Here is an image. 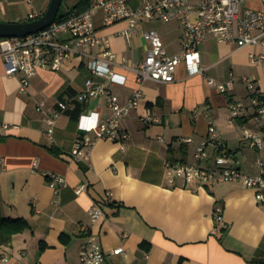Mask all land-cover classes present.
<instances>
[{
  "label": "crops",
  "instance_id": "0c3cea01",
  "mask_svg": "<svg viewBox=\"0 0 264 264\" xmlns=\"http://www.w3.org/2000/svg\"><path fill=\"white\" fill-rule=\"evenodd\" d=\"M51 1L0 0V22L37 20ZM95 23L98 35L109 39L117 54L115 72L126 78L125 84H113L112 92L122 105L138 89L143 95L140 107L122 120V129L131 137L123 142L98 141L89 162L73 159L79 119L65 113L57 116V103L62 95L68 97L69 89L77 95L85 91L89 79L106 82L89 69L101 50L77 53L60 71L39 70L26 90L20 78L7 75L0 53V220L25 219L32 227L16 235L11 246H0V264H82L81 248L92 233L107 253L103 264H264V209L255 190L240 182L209 185L198 192L173 188L166 169L168 161L196 162L211 121L232 156L240 130L230 123L231 104L249 101L241 83L244 77L264 90V60H251L253 54L264 55V48H238L211 38L200 47L204 74L191 76L182 64L174 83L140 85L129 65H142L146 59L151 43L144 33L157 30L167 52L176 56L186 41L182 22L140 23V33L132 38L124 35L128 20L105 26L104 14L98 12ZM232 75L236 81L228 96L208 84V79L227 83ZM40 104H45L43 111L38 110ZM149 111L158 122H143ZM89 112L100 113L102 120L112 113L106 98L85 103L83 113ZM186 138L193 142L185 143ZM210 152L212 165L216 154L212 148ZM254 159L248 152L236 165L255 175ZM50 172L68 183L60 193L47 179ZM84 185L86 190L77 194ZM108 192L113 204L103 218L93 220L89 210ZM217 206L223 208L220 223L215 219ZM119 248L123 253L114 255Z\"/></svg>",
  "mask_w": 264,
  "mask_h": 264
},
{
  "label": "built area",
  "instance_id": "2783aa9c",
  "mask_svg": "<svg viewBox=\"0 0 264 264\" xmlns=\"http://www.w3.org/2000/svg\"><path fill=\"white\" fill-rule=\"evenodd\" d=\"M98 12H103L105 26L128 20L130 27L124 35L129 38L140 33V23L167 24L179 20L184 25V50L176 56L167 52L157 30L151 29L144 33L151 43L146 59L142 65H129L140 85L147 82L174 83L178 68L182 64L191 76L204 74L200 47L211 38L234 44L238 48H264V0H96L87 11H74L69 19L56 21L41 32L22 38L0 39V53L6 60V73L8 76L20 78L23 90L30 86L39 70L60 71L77 53L90 48L101 50L99 56L92 58L89 69L93 76L103 78L106 82L97 84L94 79H89L85 91L57 103L58 116L74 110L78 103L85 104L93 98H106L107 106L112 112L106 120H102L98 112L81 114L80 135L72 153L73 159L79 163L91 160L93 148L98 141L123 142L131 137L122 129V120L140 107L143 95L142 89H138L130 101L122 105L112 92L113 84H125L126 78L115 72L117 54L111 48V41L98 35L95 23ZM30 18L34 19L35 16ZM65 36L68 39H64ZM251 60L253 63H261L264 55L253 54ZM235 81V76L232 75L227 83L208 79V84L228 96ZM241 83L248 92L250 104L232 103L230 123L242 131L251 149L261 153L264 152V90L249 77L242 78ZM44 108L45 104H40L38 110L43 111ZM54 120L55 118L50 121L51 127ZM143 122L149 125L158 121L149 111ZM252 122L256 130L249 127ZM53 132L52 128L48 131L50 139ZM160 141L165 142V139L161 137ZM184 141L193 142L191 138ZM211 148L216 156L214 163L209 165ZM34 167L38 168V162ZM166 169L171 187L189 188L193 192L220 183H243L255 190L256 200L264 209V160L260 162L257 175L241 170L232 161V156L227 152L222 135L213 121L209 122L208 137L198 145L196 162L168 161ZM47 179L57 193L68 186L66 179L54 172L48 173ZM86 187L84 185L77 189V194H82ZM112 204L113 196L108 192L106 199L94 203L89 214L93 220H99L105 216L106 208ZM215 219L219 223L224 219L221 206L215 208ZM123 251V248H119L113 254L120 255ZM80 257L82 264H103L106 261L107 253L95 234H89L81 248Z\"/></svg>",
  "mask_w": 264,
  "mask_h": 264
},
{
  "label": "trees",
  "instance_id": "16d2710c",
  "mask_svg": "<svg viewBox=\"0 0 264 264\" xmlns=\"http://www.w3.org/2000/svg\"><path fill=\"white\" fill-rule=\"evenodd\" d=\"M91 0H80V2L74 6L73 9L68 11L67 13H62V9L60 11V14L58 16L57 22H63L70 18L72 12L78 11V12H85L87 11L91 6ZM42 17V16H40ZM39 17V18H40ZM38 18V19H39ZM68 97L65 95H62L60 98V101H65L69 98H74L77 96L76 92L72 89L67 90L65 93ZM84 111V104L78 103L77 107L74 110L67 111L65 114L70 116L73 120H78L80 115ZM1 139V137H0ZM32 230V227L30 223L25 219H3L0 220V246H11L14 240V237L20 233H23L25 231ZM225 230H223L224 232ZM46 246L43 244L41 246V251H44Z\"/></svg>",
  "mask_w": 264,
  "mask_h": 264
},
{
  "label": "water",
  "instance_id": "95a60500",
  "mask_svg": "<svg viewBox=\"0 0 264 264\" xmlns=\"http://www.w3.org/2000/svg\"><path fill=\"white\" fill-rule=\"evenodd\" d=\"M64 0H52L47 12L39 19L25 23L0 22V39L22 38L41 32L56 23Z\"/></svg>",
  "mask_w": 264,
  "mask_h": 264
},
{
  "label": "rangeland",
  "instance_id": "374dc122",
  "mask_svg": "<svg viewBox=\"0 0 264 264\" xmlns=\"http://www.w3.org/2000/svg\"><path fill=\"white\" fill-rule=\"evenodd\" d=\"M80 0H64V3H63V6H62V13H67L69 10L73 9L74 6H76L78 3H79ZM158 26L161 27V24H158ZM163 27H166V25H162ZM246 90V89H245ZM247 91V90H246ZM247 95H248V92H247ZM244 104H250V101H248V103L246 102H242ZM249 127L252 129V130H256L255 126H254V123L252 122V124L249 125ZM235 146H237V148H234ZM238 149V151H237ZM233 152L236 150V154H233L232 152V161H236L235 164H237L238 162H241L243 161L244 159V156L247 155L248 152L254 154L255 156V159L252 161L254 164V167L256 169V174H258V171H259V168H260V162L261 160H264V152H257L253 149L250 148L249 146V143L244 139L243 137V134H242V131H240V135L239 137L237 138V140L235 141V144L233 145V148H232ZM231 154V153H230ZM235 156L238 157L237 159H235Z\"/></svg>",
  "mask_w": 264,
  "mask_h": 264
}]
</instances>
